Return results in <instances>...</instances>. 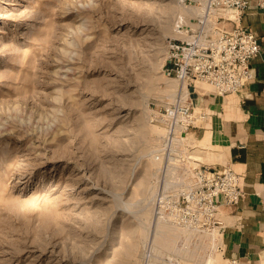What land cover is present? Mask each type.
I'll return each mask as SVG.
<instances>
[{"label":"rangeland","instance_id":"obj_1","mask_svg":"<svg viewBox=\"0 0 264 264\" xmlns=\"http://www.w3.org/2000/svg\"><path fill=\"white\" fill-rule=\"evenodd\" d=\"M201 7L0 0V264L228 263L158 215L180 87L164 68ZM187 136L181 168L222 162Z\"/></svg>","mask_w":264,"mask_h":264},{"label":"built area","instance_id":"obj_2","mask_svg":"<svg viewBox=\"0 0 264 264\" xmlns=\"http://www.w3.org/2000/svg\"><path fill=\"white\" fill-rule=\"evenodd\" d=\"M201 4L193 22L184 25L187 41L175 45L168 60L170 66L164 68L165 74L174 77L180 87L179 98L158 117L165 129L164 149L168 153L165 173L170 170L175 175L164 178L168 190L160 199L158 215L195 234L200 243L208 241L213 251L224 254L220 208L240 202L244 195L241 177L230 165L198 162L193 168H181L178 163L184 155L175 153L181 149L188 131L199 128L207 117L205 111L196 110L194 102L187 98L191 87L199 81L222 95L240 93L256 77L252 61L260 54L261 44L252 30L240 24L250 0H201ZM258 6L264 9V0H258ZM169 263L183 264L179 258L170 259ZM227 264L241 263L228 259Z\"/></svg>","mask_w":264,"mask_h":264},{"label":"crops","instance_id":"obj_3","mask_svg":"<svg viewBox=\"0 0 264 264\" xmlns=\"http://www.w3.org/2000/svg\"><path fill=\"white\" fill-rule=\"evenodd\" d=\"M240 24L252 30L261 44L252 61L256 77L240 93L228 95L196 82L192 101L207 117L192 133L209 146L204 149L214 153L212 158L224 162L213 165H230L241 177L240 202L220 208L224 256L241 264H264V9L258 0H250Z\"/></svg>","mask_w":264,"mask_h":264},{"label":"bare ground","instance_id":"obj_4","mask_svg":"<svg viewBox=\"0 0 264 264\" xmlns=\"http://www.w3.org/2000/svg\"><path fill=\"white\" fill-rule=\"evenodd\" d=\"M186 32L187 33V28H184L183 30H182V32ZM188 136H184V138H187ZM212 259H214L213 258V255H210L209 257H208V259H207V261H206V264H210L211 263V261H212Z\"/></svg>","mask_w":264,"mask_h":264}]
</instances>
